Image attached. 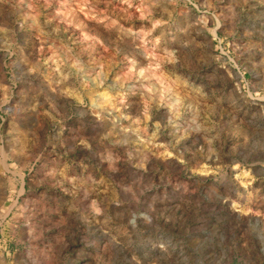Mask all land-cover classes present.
<instances>
[{
  "label": "rangeland",
  "instance_id": "374dc122",
  "mask_svg": "<svg viewBox=\"0 0 264 264\" xmlns=\"http://www.w3.org/2000/svg\"><path fill=\"white\" fill-rule=\"evenodd\" d=\"M0 264H264V0H0Z\"/></svg>",
  "mask_w": 264,
  "mask_h": 264
}]
</instances>
